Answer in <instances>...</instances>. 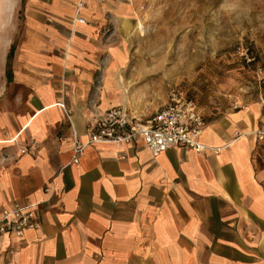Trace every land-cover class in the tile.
Wrapping results in <instances>:
<instances>
[{
    "label": "crops",
    "instance_id": "obj_1",
    "mask_svg": "<svg viewBox=\"0 0 264 264\" xmlns=\"http://www.w3.org/2000/svg\"><path fill=\"white\" fill-rule=\"evenodd\" d=\"M119 1L0 0V214L31 208L39 226L0 236V264H264L263 99L215 119L196 103L202 154L153 158L136 139L73 164L74 134L87 142L109 109L168 102L138 107L124 91Z\"/></svg>",
    "mask_w": 264,
    "mask_h": 264
},
{
    "label": "rangeland",
    "instance_id": "obj_2",
    "mask_svg": "<svg viewBox=\"0 0 264 264\" xmlns=\"http://www.w3.org/2000/svg\"><path fill=\"white\" fill-rule=\"evenodd\" d=\"M119 1V0H118ZM115 45L123 56L125 93L136 106L186 93L207 119L264 99V0H121ZM245 45L255 62L237 54ZM239 94V95H238ZM211 118V117H210Z\"/></svg>",
    "mask_w": 264,
    "mask_h": 264
},
{
    "label": "built area",
    "instance_id": "obj_3",
    "mask_svg": "<svg viewBox=\"0 0 264 264\" xmlns=\"http://www.w3.org/2000/svg\"><path fill=\"white\" fill-rule=\"evenodd\" d=\"M80 24L85 20L77 18ZM243 60L255 62L251 49L245 45L237 48ZM257 75L264 80V70L258 69ZM264 108V99H263ZM67 118L71 121V112L61 104ZM205 121L199 114L196 102L181 90H171L165 108L152 116L139 117L126 106H117L99 116L96 129L87 142H82L77 134L73 140V164L78 165L87 148L97 145H130L136 139H142L153 156L160 155L175 148H183L202 154L209 148L201 142ZM260 142H264V112L260 128L254 132ZM35 148L32 144L21 150L28 154ZM221 149H215L220 152ZM36 216L31 208L15 207L3 210L0 214V236L10 235L19 239L31 229H37Z\"/></svg>",
    "mask_w": 264,
    "mask_h": 264
},
{
    "label": "trees",
    "instance_id": "obj_4",
    "mask_svg": "<svg viewBox=\"0 0 264 264\" xmlns=\"http://www.w3.org/2000/svg\"><path fill=\"white\" fill-rule=\"evenodd\" d=\"M12 56V55H11ZM9 61H10V57H9ZM9 73H10V70H9Z\"/></svg>",
    "mask_w": 264,
    "mask_h": 264
}]
</instances>
